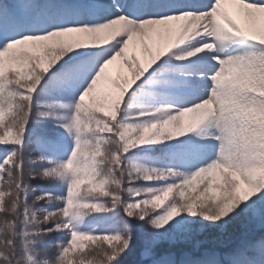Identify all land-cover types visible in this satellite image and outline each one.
Here are the masks:
<instances>
[{
  "label": "snow or ice",
  "instance_id": "1",
  "mask_svg": "<svg viewBox=\"0 0 264 264\" xmlns=\"http://www.w3.org/2000/svg\"><path fill=\"white\" fill-rule=\"evenodd\" d=\"M0 264H264V0H0Z\"/></svg>",
  "mask_w": 264,
  "mask_h": 264
},
{
  "label": "rangeland",
  "instance_id": "2",
  "mask_svg": "<svg viewBox=\"0 0 264 264\" xmlns=\"http://www.w3.org/2000/svg\"><path fill=\"white\" fill-rule=\"evenodd\" d=\"M117 67H118L117 65H113L112 70L115 72L117 70ZM189 194L192 195L193 193H189Z\"/></svg>",
  "mask_w": 264,
  "mask_h": 264
},
{
  "label": "trees",
  "instance_id": "3",
  "mask_svg": "<svg viewBox=\"0 0 264 264\" xmlns=\"http://www.w3.org/2000/svg\"><path fill=\"white\" fill-rule=\"evenodd\" d=\"M192 195H195V193H193Z\"/></svg>",
  "mask_w": 264,
  "mask_h": 264
}]
</instances>
